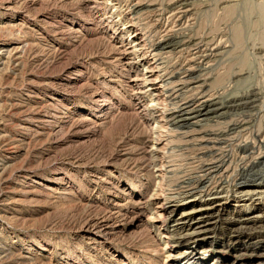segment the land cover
I'll list each match as a JSON object with an SVG mask.
<instances>
[{"label": "rangeland", "instance_id": "obj_1", "mask_svg": "<svg viewBox=\"0 0 264 264\" xmlns=\"http://www.w3.org/2000/svg\"><path fill=\"white\" fill-rule=\"evenodd\" d=\"M263 4L0 0V264H264V229L233 239L224 224L263 215L264 202L228 205L202 240L177 241L180 213L237 163L218 171L205 141L224 120L172 126L184 103L264 96ZM184 36L216 40L224 57L197 72L204 52L158 50ZM162 205L181 207L169 218Z\"/></svg>", "mask_w": 264, "mask_h": 264}, {"label": "bare ground", "instance_id": "obj_2", "mask_svg": "<svg viewBox=\"0 0 264 264\" xmlns=\"http://www.w3.org/2000/svg\"><path fill=\"white\" fill-rule=\"evenodd\" d=\"M186 4H188V3H186ZM249 6H248V8H249ZM260 8H261V6H260ZM229 9H230V7H229ZM250 9H248V10H250ZM257 10H259V9H257ZM178 11H180V10H178ZM231 11H233V10H231ZM231 11H230V13H234ZM259 11H262L264 14V6ZM182 12H184V11H182ZM173 14L177 15V13H173ZM179 14H180V12H179ZM183 15L186 16L185 13ZM185 16H184V18H185ZM263 17H264V15H263ZM178 25H180V24H178ZM260 25H261V22H260ZM238 28H236V29L238 30ZM240 29H242V28H240ZM234 34H236V32ZM187 35L188 34H186V36ZM241 35H242L241 31L238 30L237 35H235V36H237V40H235V38H234V40L236 41V42L234 41L235 43H237V41H241ZM186 36H184L182 38L179 37L183 41L185 40L184 42H182V41L176 42V38H174V39L172 38L171 40H169L167 42H165V40H164V43L159 46L158 50H166V49H173V48L176 49V47H181V46H187V48H188V47L192 46V48L195 47L196 51H201L202 53L204 52L203 56L202 55H201L202 57L200 56L201 60L196 62V66L193 69V70H196L197 72L202 71V70H206V69L209 70L208 68H210L211 65L213 66L212 63H214L217 59H219L224 53V51H222L223 53L220 52V50H222V48L220 47L221 43L219 44V42H218V44H217L215 42L216 40L215 41L214 40L207 41V43H205L204 41L203 42L201 41L202 39H200V43H199V41L198 42L194 41L195 38L192 40L193 37L188 40ZM188 36H190V35H188ZM171 37H172V35H171ZM200 38H201V36H200ZM203 43H205V44L202 45ZM235 46H236V44H235ZM226 53H227V55L229 54L228 51ZM155 57H156V55H155ZM223 57L224 56H222V58ZM159 58H161V57H159ZM157 59H158V57H157ZM119 61H120V58H119ZM193 61H195V60H193ZM160 63H161V61H160ZM191 63L193 64V62H191ZM160 68H162V67H160ZM190 70H192V69H190ZM147 72L149 74H151L150 76L146 77L147 81L149 83H153L152 73L154 72V70H152V68H151V69H148ZM143 75H144V73H143ZM201 75H203V74H201ZM134 81L135 80L133 79V82ZM142 82H143V79H142ZM163 85L165 86V84H163ZM148 90L150 91V89H148ZM252 91H254V90H252ZM140 93H142V92H140ZM246 94H245V96H242V97L241 96L240 97L234 96L235 98L231 97V100H228V101H226V99H224V101H226L224 103L221 102L220 99H217V97L212 98V99H208L202 103L197 104L194 107L187 105V104L184 105L185 104L184 103L183 106H181V108H182L181 111L179 113H177L176 117L172 118V126L177 128V129H188L190 126H200L202 121L203 122H211V120H215V119L217 121L224 120L225 121L224 129H222V131H220V132H218V130H217L218 134L213 133L214 131L213 132L211 131L212 133L206 136L207 139L205 141L207 144L212 145L213 149L210 150V152L213 151L212 152V153H214L213 155L217 156V159H215V160H217V162L220 163V164L218 163L219 167H216V169H218V171H223V173L225 175H227L228 170L231 168L232 162L234 161V163L235 162L237 163V165L235 166V169L233 170V174H234L233 177L229 176V178H228L227 176L222 177L219 175L220 177L217 178L218 183L215 184L214 187L211 188V190L209 191V194L207 195V199H205L203 202H200L199 203L200 205H198L197 207H194L190 212L180 213L179 217L175 220V229H176V232L180 236L178 239L177 238L176 239L179 243H183V242L187 241V239L192 240L195 243H197L198 240H202L203 237H205L207 235L209 230H211L212 228L214 229V227H217V225L219 223H221L222 217H223L222 212L224 211V209L228 205H231L233 203L238 204V205L244 203L247 206H252V205L257 206V205H260V203L264 202V116H263L264 115V96L261 95L259 92L257 94L255 92L253 94H249V93H246ZM222 96H224V95H222ZM176 97H174V98H176ZM213 122H215V121H213ZM261 122H263V123H261ZM148 141H149V139H148ZM221 175H223V174H221ZM229 180H231L232 182H229ZM204 188H206V187H204ZM152 196H154V195H152ZM194 198H196V197H194ZM145 199L146 198L143 196L138 197V200L135 204L136 213L134 215V218L131 221L129 220L130 223L128 224L129 227H131V228L133 227L132 229L137 228L138 225H140L139 222L143 218L142 212H143L145 205H146ZM195 200L196 199L191 200V202L196 203ZM180 207L181 206H179V205H174L173 207H171L172 209H170V211L168 213V211L166 210V207L162 205L159 207V210H161L162 212H165V215H167V217L173 218V216L176 215V213L179 211ZM166 211H167V213H166ZM121 214H123V213H121ZM163 216H164V214H163ZM121 217H122V215H121ZM126 218H128V217H126ZM224 224H226L225 227H227V232H226L227 236H230L233 239H235L234 237L239 238L241 236L249 237L253 233L259 234L260 231H262L264 229V214L263 215H255V216H248L246 214L245 215H239V214L238 215H230L229 217H227ZM143 229H144V231L148 230V228H146V227ZM144 231H138V233H142ZM107 233H109V232H107ZM259 256H264V252H261L259 254Z\"/></svg>", "mask_w": 264, "mask_h": 264}]
</instances>
